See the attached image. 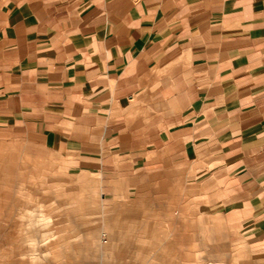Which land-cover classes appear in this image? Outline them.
<instances>
[{
  "label": "crops",
  "instance_id": "0c3cea01",
  "mask_svg": "<svg viewBox=\"0 0 264 264\" xmlns=\"http://www.w3.org/2000/svg\"><path fill=\"white\" fill-rule=\"evenodd\" d=\"M0 113L181 168L264 256V0H0Z\"/></svg>",
  "mask_w": 264,
  "mask_h": 264
},
{
  "label": "rangeland",
  "instance_id": "374dc122",
  "mask_svg": "<svg viewBox=\"0 0 264 264\" xmlns=\"http://www.w3.org/2000/svg\"><path fill=\"white\" fill-rule=\"evenodd\" d=\"M15 117L0 113V264H264L181 168L120 156L103 126L55 149Z\"/></svg>",
  "mask_w": 264,
  "mask_h": 264
}]
</instances>
